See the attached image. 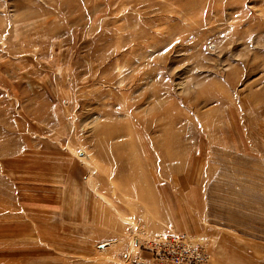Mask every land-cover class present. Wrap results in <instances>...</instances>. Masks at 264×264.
Wrapping results in <instances>:
<instances>
[{
  "label": "rangeland",
  "instance_id": "rangeland-1",
  "mask_svg": "<svg viewBox=\"0 0 264 264\" xmlns=\"http://www.w3.org/2000/svg\"><path fill=\"white\" fill-rule=\"evenodd\" d=\"M170 233L264 245V0H0V264Z\"/></svg>",
  "mask_w": 264,
  "mask_h": 264
},
{
  "label": "built area",
  "instance_id": "built-area-1",
  "mask_svg": "<svg viewBox=\"0 0 264 264\" xmlns=\"http://www.w3.org/2000/svg\"><path fill=\"white\" fill-rule=\"evenodd\" d=\"M153 264H203L206 254L200 243L183 233H170L144 247Z\"/></svg>",
  "mask_w": 264,
  "mask_h": 264
},
{
  "label": "crops",
  "instance_id": "crops-1",
  "mask_svg": "<svg viewBox=\"0 0 264 264\" xmlns=\"http://www.w3.org/2000/svg\"><path fill=\"white\" fill-rule=\"evenodd\" d=\"M244 244L247 245L249 242L245 241L243 238L235 237L234 235H227V234H221L217 233L215 236V242L212 245V253H213V259L211 260V264H218L222 261L228 260L232 264H264V245H257L254 243L252 245V249L250 248V251L245 253H252L253 255H257V259H247L242 260L243 256L240 252L234 251L236 248H238L236 245ZM232 246V247H231ZM230 257H233L231 260ZM242 258V259H241ZM246 258V257H244ZM241 261H239V260ZM223 262L226 264H229V262ZM240 262V263H238Z\"/></svg>",
  "mask_w": 264,
  "mask_h": 264
}]
</instances>
